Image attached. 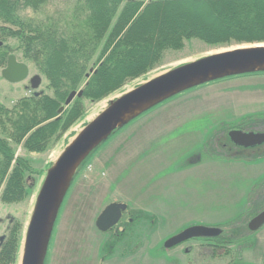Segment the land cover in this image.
Instances as JSON below:
<instances>
[{
  "label": "rangeland",
  "instance_id": "1",
  "mask_svg": "<svg viewBox=\"0 0 264 264\" xmlns=\"http://www.w3.org/2000/svg\"><path fill=\"white\" fill-rule=\"evenodd\" d=\"M76 1L48 0L39 12L22 14L58 17L68 14ZM4 43L8 54L27 64L29 74L23 81L9 82L1 75L5 63L0 64V103L10 106L33 91L50 93L44 76L22 56L17 40ZM235 46L185 39L146 75L106 99L85 100L84 116L47 151L28 153L18 147L16 154L34 161L33 179L28 181L32 195L14 204L0 201V216L10 210L25 231L47 169L109 99L179 64ZM32 74L40 76V84L25 88ZM189 114L192 117L184 118ZM239 126L264 132V73L189 89L112 133L90 153L85 160L90 163L65 195L44 264H263L264 224L251 232L247 222L264 208V143L247 148L234 144L228 129ZM111 202L126 203V213L133 216L122 236L95 226L97 215ZM191 225H224L223 231L237 236L230 254L218 256L222 249L212 254L200 239L190 241L188 252L183 246L166 252L165 238Z\"/></svg>",
  "mask_w": 264,
  "mask_h": 264
},
{
  "label": "trees",
  "instance_id": "2",
  "mask_svg": "<svg viewBox=\"0 0 264 264\" xmlns=\"http://www.w3.org/2000/svg\"><path fill=\"white\" fill-rule=\"evenodd\" d=\"M47 2L0 0V64L8 54L4 42L17 40L22 56L44 76L50 90L23 96L10 106L0 103L3 203L23 202L32 195L28 181L33 179L34 161L16 154L17 148L47 151L84 116L85 100L106 99L146 75L185 39L196 38L212 47L264 43V0H77L62 16L22 14L39 12ZM90 68L95 71L86 77ZM79 89L82 96L58 115L67 95ZM88 163H82L75 180ZM229 232L207 238L212 254L220 249L218 256L230 254L237 236ZM20 242L18 224L0 252V264H16Z\"/></svg>",
  "mask_w": 264,
  "mask_h": 264
},
{
  "label": "water",
  "instance_id": "3",
  "mask_svg": "<svg viewBox=\"0 0 264 264\" xmlns=\"http://www.w3.org/2000/svg\"><path fill=\"white\" fill-rule=\"evenodd\" d=\"M94 71L90 68L86 77ZM257 72H264V43L237 45L179 64L109 99L107 105L72 137L47 169L23 232L17 263L44 264L59 209L78 169L114 131L184 91L226 77ZM28 74L27 64L18 61L15 54L10 53L1 71L2 77L16 83L26 79ZM40 81V76L34 75L31 88H37ZM34 93L38 94L36 91ZM76 96H82V89L73 90L67 95L57 110L58 115ZM228 136L234 144L242 147L264 143V132L232 129ZM125 209V203H109L98 214L96 228L107 231L118 222ZM263 224L264 209L249 219L247 228L252 232ZM222 231L217 226L191 225L168 237L164 246L168 248L191 238L215 237ZM185 251L188 252L189 248Z\"/></svg>",
  "mask_w": 264,
  "mask_h": 264
},
{
  "label": "flooded vegetation",
  "instance_id": "4",
  "mask_svg": "<svg viewBox=\"0 0 264 264\" xmlns=\"http://www.w3.org/2000/svg\"><path fill=\"white\" fill-rule=\"evenodd\" d=\"M9 54L6 55V61H7V58H8V55ZM6 61H5V65H6ZM34 75H36V74H32V75H30L28 77V79H27L28 85H24L25 88H27L28 86L31 88V79H32V77ZM33 82H36V80H33ZM232 129H240V130H243V131H246V132L247 131H254V130H245L241 126H239V127H231V128H229L228 129V132L230 130H232ZM254 132H256V131H254ZM244 148H247V147H244ZM120 203H124V202H120ZM127 208H128V206L126 204V209L124 211H122L121 216H120L118 222L115 225H113L111 228H109L107 231H104V232H111L116 237L122 236L125 233L126 229L129 228L128 226L133 222V216H131L130 213H126L127 212ZM124 216H126V217L124 218ZM0 218H1L0 219L1 220L0 221V252H1V250L3 249L5 243L8 241L9 234L16 229V227L18 226V224H21V238H22V235H23V225H22V222H20L19 220H17L16 219V216L14 214H12V212H10V210H8V209L3 210V214L0 216ZM3 220H4V223H3ZM101 232H103V231H101ZM170 236H172V235H170ZM170 236H168V237H170ZM167 238H165V240ZM198 239L202 240V242H201L202 245L203 246H206L208 248L209 241H208L207 238H191V239H187L185 241H182V242H180L178 244H175V245H173L171 247L166 248V252H168V250L174 249V248H176L178 246H183V250L185 248H189V251H190V249H191V246H189L190 241L198 240Z\"/></svg>",
  "mask_w": 264,
  "mask_h": 264
},
{
  "label": "crops",
  "instance_id": "5",
  "mask_svg": "<svg viewBox=\"0 0 264 264\" xmlns=\"http://www.w3.org/2000/svg\"><path fill=\"white\" fill-rule=\"evenodd\" d=\"M187 117H192V116L189 114V115H186L184 118H187Z\"/></svg>",
  "mask_w": 264,
  "mask_h": 264
}]
</instances>
